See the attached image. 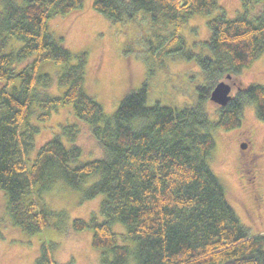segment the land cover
Returning a JSON list of instances; mask_svg holds the SVG:
<instances>
[{
  "label": "trees",
  "instance_id": "obj_1",
  "mask_svg": "<svg viewBox=\"0 0 264 264\" xmlns=\"http://www.w3.org/2000/svg\"><path fill=\"white\" fill-rule=\"evenodd\" d=\"M24 1L3 0L0 10V189L12 224L28 235L59 229L42 196L64 181L83 190L82 199L104 195L102 220L94 215L72 222L75 230H92L103 264H264V231L253 235L242 223L211 163L213 132L239 127L245 103L252 102L264 120V86L242 87L219 106L215 120L204 105L216 83L264 53V0H240L242 13L230 18L222 11L209 20L207 55L187 50L178 38L194 15L212 12L218 0H95L93 8L114 22L144 12L153 23H165L177 37L164 53L195 59L206 78L195 106L149 104L145 83L122 98L111 116L87 90L88 53H73L49 26L53 16L81 8L83 0ZM257 4L261 12L252 17ZM45 62L63 66L57 77L63 93L42 92L55 81L42 70ZM63 106L91 126L103 157L81 162L83 148L76 141L82 127L69 123L40 145L29 165L41 130L32 117L47 121ZM251 174L253 180L245 182L253 188ZM92 175L97 180L83 189ZM117 222L123 232H115ZM55 244L43 242L35 264H56Z\"/></svg>",
  "mask_w": 264,
  "mask_h": 264
},
{
  "label": "rangeland",
  "instance_id": "obj_2",
  "mask_svg": "<svg viewBox=\"0 0 264 264\" xmlns=\"http://www.w3.org/2000/svg\"><path fill=\"white\" fill-rule=\"evenodd\" d=\"M12 1L20 5L25 2ZM94 2L95 0H83L81 8L63 16H53L49 20V26L52 32L64 38L73 53H88L87 90L103 104L106 115L111 116L122 98L131 91L140 89L145 83L149 86V104L160 102L178 107L195 106L201 96L199 88L206 82L205 74L195 59L173 53L165 54L163 51L177 37V33L171 35L172 30L165 23H153L144 12H139L145 15H140L135 20L114 22L94 9ZM218 3L219 6L212 12L194 15L182 28V37L178 40L181 43L185 41L187 50L201 55L209 54V49L204 44L210 37L208 21L222 11L230 18L242 13L240 0H218ZM3 6L4 2L0 0V10ZM262 6H255L252 17L261 12ZM12 43L22 45L15 39ZM153 45L158 46V49L153 51ZM161 51L165 55L158 58ZM62 68L63 66L51 62L44 63L42 70L53 74L55 81L50 87L44 88L43 93H63L65 88L57 83L58 72ZM221 81L231 85L233 97L242 87L248 88L251 84L264 86V53L241 73L231 78L227 76ZM204 105L206 110H210L211 119H217L220 105L211 96ZM256 111L252 102L245 103L239 127L229 130L220 128L216 130L218 132H213L217 146L211 160L214 171L225 184L231 205H234L242 223L253 235L264 231V120L257 117ZM50 117L47 121L32 117L33 123L38 124L41 130L36 135V145L30 154L29 165L40 145L57 134L62 125L69 123H78L82 127L76 141L83 148L81 162L103 157L104 149L92 135L91 126L75 116L71 106L53 110ZM250 129L253 144L248 146V153L253 152L256 162L254 170L245 172L247 165L242 162L244 156L239 149V140L242 133ZM251 172L256 174L254 189L250 188L252 183L245 182L247 177L248 182L253 180L249 176L252 175ZM96 180L97 175H92L84 183L83 189ZM82 194L83 190L70 188L64 181L45 191L42 200L57 214L52 222H58L59 229L52 226L40 233L28 235L12 224L6 211L7 195L0 189V264H35L40 257L43 242L56 243L53 249L56 264H103L101 251L95 249L92 243V230H75L72 222L75 218L90 219L94 215L102 220L99 210L104 195L82 199ZM114 229L115 232H123L126 228L117 222Z\"/></svg>",
  "mask_w": 264,
  "mask_h": 264
},
{
  "label": "flooded vegetation",
  "instance_id": "obj_3",
  "mask_svg": "<svg viewBox=\"0 0 264 264\" xmlns=\"http://www.w3.org/2000/svg\"><path fill=\"white\" fill-rule=\"evenodd\" d=\"M248 133H249V135H248ZM252 135L253 134H252V131L250 129L249 131L243 132L242 136L240 137V140H239V149H240V151H242V156H244L242 162L247 163L246 164L247 168H250V170H248V171H252V169L254 170V163L256 162L255 161V155L253 154V152L252 153H248V148H249L248 146L251 147V145L253 144ZM244 143H245V145H242ZM250 151H252V149ZM250 163H252V164H250Z\"/></svg>",
  "mask_w": 264,
  "mask_h": 264
},
{
  "label": "water",
  "instance_id": "obj_4",
  "mask_svg": "<svg viewBox=\"0 0 264 264\" xmlns=\"http://www.w3.org/2000/svg\"><path fill=\"white\" fill-rule=\"evenodd\" d=\"M228 77L231 78L230 75H228ZM231 91V85L221 81L215 86V89L212 91L210 96L215 103H218L221 106H226L228 102L233 99Z\"/></svg>",
  "mask_w": 264,
  "mask_h": 264
}]
</instances>
